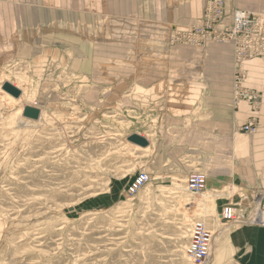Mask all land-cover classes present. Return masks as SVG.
<instances>
[{"label": "rangeland", "instance_id": "rangeland-1", "mask_svg": "<svg viewBox=\"0 0 264 264\" xmlns=\"http://www.w3.org/2000/svg\"><path fill=\"white\" fill-rule=\"evenodd\" d=\"M86 1L0 0V16H14L0 19V264H198L187 253L198 219L215 237L209 264H237L226 245L231 225L220 219L217 193L207 181L200 194L188 189L190 174L203 172L208 180L209 170L151 175L141 165L150 150L128 140L136 127L134 101L104 100L98 93L100 86L109 92L110 83L122 79L133 83L136 62L149 59L150 42L125 35L134 33L138 22L119 20V6H105L112 12L100 15L91 10L103 7ZM258 11L264 7L249 12ZM201 25L172 26L169 43H224L177 37L176 32ZM260 41L254 40L259 49ZM20 47L30 52L20 54ZM252 60L264 64L261 57L245 62L237 98L233 47L234 103L245 101L257 112L262 93L246 83ZM5 81L21 89L19 98L2 89ZM129 87L133 92V84ZM255 91L256 103L247 95ZM27 104L42 111L39 120L23 117ZM255 116L240 126L242 133L257 132ZM254 119L255 132L243 131ZM140 170L151 180L129 195L128 185ZM256 201L249 208L241 200L230 204L248 214L258 210L264 218L262 196Z\"/></svg>", "mask_w": 264, "mask_h": 264}, {"label": "crops", "instance_id": "crops-1", "mask_svg": "<svg viewBox=\"0 0 264 264\" xmlns=\"http://www.w3.org/2000/svg\"><path fill=\"white\" fill-rule=\"evenodd\" d=\"M206 2L86 1L102 6L91 10L100 15L112 12L105 6H119V20L138 22L137 30L125 35L150 42L145 48L149 59L136 62L133 83L122 79L110 83L113 90L106 92L100 86L103 89L98 92L104 100L134 101L136 127L130 134L144 136L148 146H138L150 150L144 154L149 159L141 165L157 178L193 167L209 170L207 186L217 193L221 217L222 206L241 200L240 204L249 208L264 195V64L259 60L248 63L247 86L262 93L259 110L252 112L247 102L234 103L231 43L207 40L203 47L169 43L172 26L202 23ZM262 7L264 0H225V14L217 27L229 25L236 9L255 11ZM0 19L13 20L14 16L2 13ZM23 47L20 54L30 52ZM132 84L133 92L129 87ZM252 114L257 116L259 127L255 134L247 135L239 128ZM228 229L226 245L237 264H264V225L236 224Z\"/></svg>", "mask_w": 264, "mask_h": 264}, {"label": "built area", "instance_id": "built-area-1", "mask_svg": "<svg viewBox=\"0 0 264 264\" xmlns=\"http://www.w3.org/2000/svg\"><path fill=\"white\" fill-rule=\"evenodd\" d=\"M225 0H208L203 15L201 26L191 27L183 32H176L177 37L188 42L203 44L207 37L224 43H231L234 47V86L235 97L241 96L239 86L243 84L247 75L245 62L252 58H264V46L259 49L254 40L264 43V11L249 12L246 10H234L232 22L218 28L217 23L224 17ZM256 103L260 96L255 92L247 94ZM257 105V104H256ZM243 131L253 133L256 130L255 119L242 127ZM151 180V175L146 170L138 171L128 185V194L135 195ZM206 174L195 172L188 177V189L194 194H200L206 188ZM264 202V195L262 196ZM260 212L252 211L249 214L243 212L237 206L228 204L221 211V220L228 225L252 224L264 225V218L259 217ZM191 240L187 247L188 255L198 264H209L213 259L215 237L207 223L198 219L193 222L190 229Z\"/></svg>", "mask_w": 264, "mask_h": 264}, {"label": "water", "instance_id": "water-1", "mask_svg": "<svg viewBox=\"0 0 264 264\" xmlns=\"http://www.w3.org/2000/svg\"><path fill=\"white\" fill-rule=\"evenodd\" d=\"M2 89L15 98H19L20 95L22 94L21 89L9 81L3 82ZM23 117L28 118V119H32V120H38L40 117V109L37 107L27 105L24 107ZM128 140L130 142H133V143L141 146V147H147L149 144L148 140L144 136H141L138 133L130 134L128 136Z\"/></svg>", "mask_w": 264, "mask_h": 264}, {"label": "bare ground", "instance_id": "bare-ground-1", "mask_svg": "<svg viewBox=\"0 0 264 264\" xmlns=\"http://www.w3.org/2000/svg\"><path fill=\"white\" fill-rule=\"evenodd\" d=\"M247 62H248V61H247ZM247 80H248V79H247ZM245 81H246V80H245ZM252 89H253V88H252ZM260 95H261V94H260ZM27 105H28V104H27ZM27 105H25V106H27ZM25 106L22 107L21 111H23V109H24ZM252 107H253V106H252ZM40 117H42V111H40ZM40 117H39V118H40ZM255 117H256V116H255ZM25 119H27V120H32V119H28V118H25ZM255 119H256V118H255ZM38 120H39V119H38ZM35 121H36V120H35ZM253 202H254V201H253ZM249 204H250V203H249ZM253 207H254V206H253ZM255 208H256V207H255ZM259 212H260V211H259ZM257 215H258V214H257ZM220 219H221V217H220Z\"/></svg>", "mask_w": 264, "mask_h": 264}]
</instances>
